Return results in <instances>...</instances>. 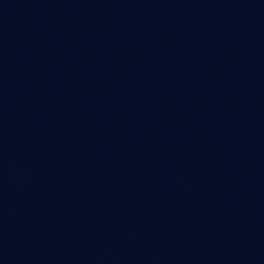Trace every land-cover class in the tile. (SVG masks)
Masks as SVG:
<instances>
[{"label": "water", "instance_id": "obj_1", "mask_svg": "<svg viewBox=\"0 0 264 264\" xmlns=\"http://www.w3.org/2000/svg\"><path fill=\"white\" fill-rule=\"evenodd\" d=\"M0 264H264V0H0Z\"/></svg>", "mask_w": 264, "mask_h": 264}]
</instances>
